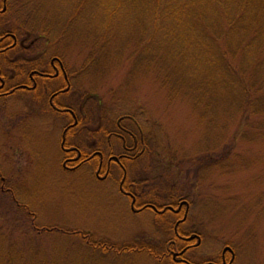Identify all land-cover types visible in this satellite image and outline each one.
Returning <instances> with one entry per match:
<instances>
[{
	"label": "rangeland",
	"instance_id": "rangeland-1",
	"mask_svg": "<svg viewBox=\"0 0 264 264\" xmlns=\"http://www.w3.org/2000/svg\"><path fill=\"white\" fill-rule=\"evenodd\" d=\"M74 4L75 0H11V11L0 19V34L12 33L15 26L31 29L18 35L31 47L5 62L6 68L14 66L8 74L28 80L31 63H45L49 69L53 58L62 61L71 92L61 95L59 102L83 117L87 124L80 129L90 128L95 134L103 121L111 126L132 116L143 136L152 137L155 163H149L155 167L148 189L161 182L159 186L178 187L185 196L192 225L205 235L203 247L193 256L214 258L226 242L239 250L237 264H264V147L247 139L232 141L235 127L227 130L226 140L223 133L219 142L206 138L205 126L199 125L191 107L183 100L173 102L142 67L131 71L130 63L119 58L92 64L97 56L90 37L80 40L77 28V38L72 37ZM169 26H164L166 31ZM43 29H48V36L41 34ZM23 64L26 73L17 75ZM42 82L45 88L65 84L59 79ZM24 95L0 99V237L6 241V248L0 244V253L6 249L0 264H8L5 255L10 254L14 264H172L157 255L115 250L150 242L161 246L168 240L156 226L161 217L150 209L139 214L131 210L129 199L119 192L122 178L117 169L114 181L98 179L96 161L75 172L64 170L61 143L71 118L52 114L48 95L40 103L34 95ZM82 133L89 143L88 131ZM117 138L107 137L105 150L120 155ZM212 150L214 165L205 160ZM45 228L57 232L45 233ZM11 245L16 247L8 249Z\"/></svg>",
	"mask_w": 264,
	"mask_h": 264
},
{
	"label": "trees",
	"instance_id": "trees-1",
	"mask_svg": "<svg viewBox=\"0 0 264 264\" xmlns=\"http://www.w3.org/2000/svg\"><path fill=\"white\" fill-rule=\"evenodd\" d=\"M10 4L8 0V9L0 19L11 11ZM71 12L72 37L77 38V28L80 40L88 35V41L93 42L90 48L97 58L92 64L119 58L130 63L131 71L136 65L142 67L157 78L173 102L183 100L191 107L199 125L205 126L206 138L219 142L223 133L226 140L227 130L235 127L232 141L247 139L264 147V0H75ZM166 25H170L167 31ZM14 30L1 34L5 37L10 33L21 41L19 31L31 29L15 26ZM49 33L43 29L41 34L48 36ZM19 50L0 55L2 69L5 62L14 59L11 56L15 52L22 51ZM42 65L46 64L34 62L30 68L34 70ZM25 67L28 68L23 64L17 75H24ZM34 98L39 102L37 94ZM80 122L81 126L87 124L83 117ZM115 122L109 126V122L103 121L102 127L99 130L97 127L91 136L100 140L98 147L103 151L107 137H118L121 155L125 156L122 163L126 185L135 190L138 202L162 209L164 205L174 206L185 200L178 187L164 183L159 186L160 182L148 189L154 166L150 167V163H155V153H150L154 140L148 134L143 136L141 126L132 116ZM212 151L205 160L211 159L214 165L216 151ZM45 230V233L57 232L55 228ZM3 243L6 241L0 237V244L6 248ZM150 243L115 250L157 255L172 263L166 254L165 242L161 246ZM14 247L11 245L8 249ZM5 259L8 264H14L13 254L5 255Z\"/></svg>",
	"mask_w": 264,
	"mask_h": 264
},
{
	"label": "flooded vegetation",
	"instance_id": "flooded-vegetation-1",
	"mask_svg": "<svg viewBox=\"0 0 264 264\" xmlns=\"http://www.w3.org/2000/svg\"><path fill=\"white\" fill-rule=\"evenodd\" d=\"M0 15L2 11L7 7L8 0H0ZM6 13V12H5ZM15 35L8 33L5 37L0 38V54L7 53L13 49H28L31 46H26V41H20ZM6 39V40H5ZM61 64H60V63ZM59 79L65 84L56 85L54 87H44L42 79ZM15 76H10L5 69L0 67V99L12 97L16 93H23L31 96L36 93L39 97V103L43 100V97L48 95L49 110L52 114L65 115L71 120L65 125L62 136L61 148L64 153V170L68 172H75L82 168L84 165L97 161L98 170L96 176L99 180L114 181L113 169H117L121 173L122 178L119 185V192L127 197L130 201L131 210L135 214L143 212L145 208L143 204L138 202L135 190L126 185L127 176L125 173L124 164L122 163L125 156L122 154L117 155L108 149L106 152L98 147L100 140H92L90 131H88L89 143H86L83 139L84 131L80 129V119L69 106L59 102L61 95L69 93L71 88V81L68 72L65 69L64 64L57 58H53L50 67L42 65L41 68L34 69L28 75V80L16 81ZM24 95V96H25ZM36 101V99L34 100ZM38 102V101H36ZM68 111V112H67ZM101 127L98 128V130ZM99 132V131H98ZM64 140L65 143H64ZM99 142V143H98ZM106 147V146H105ZM71 165V166H69ZM96 165V167H97ZM123 173V174H122ZM103 174V176H101ZM183 201L176 203V206L164 205L162 209H154V212L160 216L157 228L166 235L168 240L165 242L167 252L173 264H237L239 260V250L232 243L226 242L223 244L222 250L214 257L205 260L196 259L193 254L197 249L203 247L205 235L201 231L199 226L191 223L189 215L190 206L187 204L182 205ZM147 206H151L146 204ZM156 207L154 204H152ZM149 209V208H148ZM147 209V210H148ZM184 209V210H183ZM151 210V209H150ZM173 214V218L163 217L166 214ZM178 218V219H177ZM173 230V234H168L169 230ZM201 230V229H200ZM201 232V233H200ZM166 254H161L162 257Z\"/></svg>",
	"mask_w": 264,
	"mask_h": 264
}]
</instances>
